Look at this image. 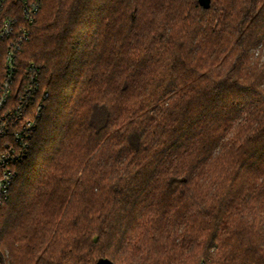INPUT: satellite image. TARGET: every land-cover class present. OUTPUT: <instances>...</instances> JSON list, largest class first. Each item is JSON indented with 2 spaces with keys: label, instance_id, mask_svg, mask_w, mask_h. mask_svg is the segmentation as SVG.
<instances>
[{
  "label": "trees",
  "instance_id": "1",
  "mask_svg": "<svg viewBox=\"0 0 264 264\" xmlns=\"http://www.w3.org/2000/svg\"><path fill=\"white\" fill-rule=\"evenodd\" d=\"M31 64L0 264H264V0H44Z\"/></svg>",
  "mask_w": 264,
  "mask_h": 264
},
{
  "label": "built area",
  "instance_id": "2",
  "mask_svg": "<svg viewBox=\"0 0 264 264\" xmlns=\"http://www.w3.org/2000/svg\"><path fill=\"white\" fill-rule=\"evenodd\" d=\"M44 0H0V208L9 199L17 166L27 158L49 93L42 70H22L20 54L32 37Z\"/></svg>",
  "mask_w": 264,
  "mask_h": 264
},
{
  "label": "water",
  "instance_id": "3",
  "mask_svg": "<svg viewBox=\"0 0 264 264\" xmlns=\"http://www.w3.org/2000/svg\"><path fill=\"white\" fill-rule=\"evenodd\" d=\"M198 2L200 6L203 7L204 9H210L212 0H198ZM98 264H114V263L109 259L102 258L98 261Z\"/></svg>",
  "mask_w": 264,
  "mask_h": 264
},
{
  "label": "rangeland",
  "instance_id": "4",
  "mask_svg": "<svg viewBox=\"0 0 264 264\" xmlns=\"http://www.w3.org/2000/svg\"><path fill=\"white\" fill-rule=\"evenodd\" d=\"M8 258V256H6Z\"/></svg>",
  "mask_w": 264,
  "mask_h": 264
}]
</instances>
